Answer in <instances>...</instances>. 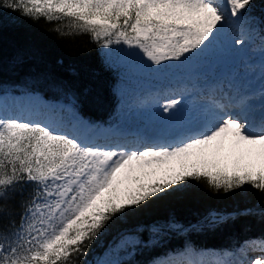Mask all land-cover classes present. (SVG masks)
Returning <instances> with one entry per match:
<instances>
[{"label":"snow or ice","instance_id":"obj_1","mask_svg":"<svg viewBox=\"0 0 264 264\" xmlns=\"http://www.w3.org/2000/svg\"><path fill=\"white\" fill-rule=\"evenodd\" d=\"M20 20L87 35L115 73L116 106L109 120L85 118L80 94L38 71L3 89L0 264H264V233L230 250L190 238L237 215L264 222V0H0V33ZM41 57L28 45L8 63ZM44 88L69 103L44 102ZM194 186L254 189L261 203L187 223L136 218ZM117 223L98 255L92 245ZM174 236L182 246L155 258Z\"/></svg>","mask_w":264,"mask_h":264},{"label":"trees","instance_id":"obj_2","mask_svg":"<svg viewBox=\"0 0 264 264\" xmlns=\"http://www.w3.org/2000/svg\"><path fill=\"white\" fill-rule=\"evenodd\" d=\"M259 6L261 0H254ZM16 15V14H13ZM53 25L41 20L38 24L29 20H20L15 26L0 33V89L14 86V82L29 71L51 73L67 81L81 96L83 101L81 114L92 120L104 121L114 115L116 100L113 95L115 73L101 66L102 57L97 46L87 35L61 39L56 34L47 31ZM33 45L40 50L42 57L28 59L27 62L13 68L9 65V57L19 47ZM62 61V62H61ZM51 99H56L57 93L44 88L40 90ZM56 100H67L59 97ZM261 203L255 190L249 195L239 192L232 194L213 195L203 187H193L182 196H172L150 205L148 211L138 214L137 219L151 221L174 214L185 223L194 221L208 209L213 208L225 213H240L241 210ZM264 207V203L261 204ZM122 227L119 223L112 225L109 232L92 249L98 255H103L107 245ZM264 233V222L258 216L237 215L222 227L202 233L191 234L195 246L229 249L253 235ZM183 237H173L168 244H162L154 249L155 253L164 255L182 246ZM155 256V257H157ZM149 258V254L137 255L141 261Z\"/></svg>","mask_w":264,"mask_h":264},{"label":"rangeland","instance_id":"obj_3","mask_svg":"<svg viewBox=\"0 0 264 264\" xmlns=\"http://www.w3.org/2000/svg\"><path fill=\"white\" fill-rule=\"evenodd\" d=\"M15 95L19 96L20 95V92H16ZM44 102L49 103V104L61 103V102H54V101H48V100H46ZM62 103H64V102H62ZM64 104H68V103H64Z\"/></svg>","mask_w":264,"mask_h":264}]
</instances>
